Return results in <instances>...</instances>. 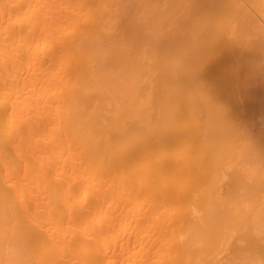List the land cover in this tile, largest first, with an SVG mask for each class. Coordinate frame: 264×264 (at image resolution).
<instances>
[{
	"label": "bare ground",
	"instance_id": "6f19581e",
	"mask_svg": "<svg viewBox=\"0 0 264 264\" xmlns=\"http://www.w3.org/2000/svg\"><path fill=\"white\" fill-rule=\"evenodd\" d=\"M0 264H264V0H0Z\"/></svg>",
	"mask_w": 264,
	"mask_h": 264
}]
</instances>
